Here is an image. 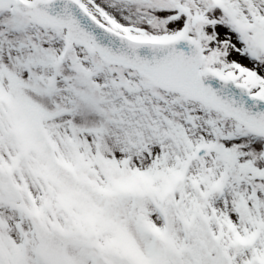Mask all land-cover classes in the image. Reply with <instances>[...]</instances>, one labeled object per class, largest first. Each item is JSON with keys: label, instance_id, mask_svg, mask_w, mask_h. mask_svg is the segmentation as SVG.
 Segmentation results:
<instances>
[{"label": "snow or ice", "instance_id": "6c2138e0", "mask_svg": "<svg viewBox=\"0 0 264 264\" xmlns=\"http://www.w3.org/2000/svg\"><path fill=\"white\" fill-rule=\"evenodd\" d=\"M0 264H264V0H0Z\"/></svg>", "mask_w": 264, "mask_h": 264}, {"label": "rangeland", "instance_id": "374dc122", "mask_svg": "<svg viewBox=\"0 0 264 264\" xmlns=\"http://www.w3.org/2000/svg\"><path fill=\"white\" fill-rule=\"evenodd\" d=\"M244 63H247V61H243Z\"/></svg>", "mask_w": 264, "mask_h": 264}]
</instances>
